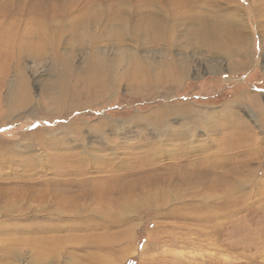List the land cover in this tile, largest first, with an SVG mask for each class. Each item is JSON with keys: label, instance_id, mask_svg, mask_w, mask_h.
<instances>
[{"label": "rangeland", "instance_id": "374dc122", "mask_svg": "<svg viewBox=\"0 0 264 264\" xmlns=\"http://www.w3.org/2000/svg\"><path fill=\"white\" fill-rule=\"evenodd\" d=\"M255 2L0 0V11L28 8L33 15L50 6L70 15L52 20L60 60L52 43L45 53L18 61L4 58L8 51L0 49V264H264V16ZM74 15L80 22L71 20ZM136 19L144 30L135 31ZM126 20L131 31L121 36L116 29ZM202 21L224 32L243 27L241 53L199 43L190 32ZM158 26L175 33L161 39ZM131 51L150 62L153 81L167 59L185 73L170 83L140 74L137 83ZM119 54H125L122 62ZM21 78L27 103L16 96ZM246 128L252 142L242 139L234 148L233 134ZM157 147L183 149L185 164L176 157L158 159ZM218 149L228 159L200 183L234 165L243 169L233 180L237 186L216 199L205 198L208 190L200 187V197L180 201L173 194L166 205H144L140 187L119 201L115 189L148 168L190 170L191 160L194 166L201 162L200 170L208 166L202 159ZM147 154L157 162L150 164ZM206 212L209 218H201Z\"/></svg>", "mask_w": 264, "mask_h": 264}, {"label": "bare ground", "instance_id": "6f19581e", "mask_svg": "<svg viewBox=\"0 0 264 264\" xmlns=\"http://www.w3.org/2000/svg\"><path fill=\"white\" fill-rule=\"evenodd\" d=\"M257 1L258 2H255V4H254V10L257 11L258 14L261 17H263L264 16V0H257ZM179 6H180V4L176 8H179ZM232 6L235 7V5H232ZM182 8H184V7H182ZM17 9H18V7H17ZM174 9H175V7H172V9H170V10H174ZM238 9L241 10V8H238ZM62 15L70 16L69 14L65 13L64 11H60V10L57 11V9L54 10L50 6H45L42 11H40L38 13H35L33 15H30V9H28V8L26 10H22L19 13L16 12V11L14 12L12 10L11 11H0V18H2V17L4 18V19H2V21L5 20V19H8L7 20L8 22L6 23V25H4V26H2V28H0V47H1L0 49H5L6 51H8V53L4 54V53H2L3 51L0 50V56L4 54V56H5L4 58H9L10 60L11 59H15V60L18 61V60H20L21 57H23L26 54L40 55V54L45 53L46 49L49 48L47 45H49V43H52L54 45L53 49L56 52V59L60 60L62 58V56H61V54L59 53V50H58L59 49V45L55 42V39H56L57 35L53 34V31H55V28L52 26V20H56V18H59ZM260 16H259V18H260ZM80 18L81 17L74 15V17L71 20H74L77 23V22H80ZM107 18H109V19H105V22L111 23L112 22L111 17L107 15ZM128 20H126V21H124L122 23L123 27H119V28L116 29L117 32L121 33L120 34L121 36H124V34L127 33V29L129 31H131V27L127 28L126 22ZM136 20H138V21H137V23H136V25L134 27L135 31L138 32L141 29L144 30L143 21L141 22L140 19H136ZM192 20H194V19H192ZM2 21L0 22V25L3 24ZM204 22L202 21L203 25H198L197 24L196 27L192 30V32H190V33L195 35V37H196V39H197V41L199 43L204 44V45L207 44V45H209V47L216 48L217 50H226V51L228 50L227 53L229 55H233V54H238L239 53L240 50L238 48V45L240 43L238 44V42L241 41L243 43V41L245 40L243 38V36L241 35V33L244 34L243 31L245 29L243 27H241L240 25H238V27L236 25H233L232 27L234 28V31L226 29V31L224 32V30H223L224 27L223 26H220V25L217 26L216 24L207 25ZM153 23H154L153 19H151V17L149 16V18H148V26L151 28ZM263 23L264 22H262V24ZM104 24L105 23H103V25ZM110 25H111V29L115 27L114 24H110ZM125 25H126V27H124ZM76 27H79V25L78 24H74V28H76ZM258 29H260V28H258ZM155 30H158L157 37H160L161 39L166 38V40H167V37H165L164 34H166L168 32L175 33L174 32V28L173 29L169 28L168 31L164 32L162 29H159V26H158ZM58 37H59V39L61 38L60 36H58ZM76 37H78V36L76 35ZM111 38H112V36H111ZM122 40H124V39H122ZM124 55L119 54L116 57V58H119L118 59L119 62H122L124 60ZM94 56H95L94 57V61L95 62H98V64L100 62H102L101 61L102 58L100 57L99 53H95ZM128 57L131 60L137 59L136 60L137 61V67L134 69L136 81H137V79L139 80L140 74H143V75H145V77L148 78L147 81H149V82H151V81L152 82H156V83L162 82V81H166L167 83L168 82L169 83L170 82H177V81L181 80V78L183 77V75L185 73V72H183L181 70L183 65L181 67V66H179V64L171 61L170 59H167L166 62L169 65L165 68V70L161 69L162 71H160L157 74L156 79L153 81L151 79L152 78L151 76H154V75L150 74V72H149L150 69L146 65V63L148 65L150 64V62H148V60H146V59L139 60L138 56H135V51H131L130 54L128 55ZM125 59H127V58H125ZM143 61H145V62H143ZM154 74H156V73H154ZM92 76H94V75H92ZM102 76H104V75L102 74ZM96 78L97 77H95L92 82H96L97 81ZM103 78H101V79H103ZM137 83H138V81H137ZM26 85L27 84H25V80L23 78H21V80H19L17 82L15 87H16V96H17V98L22 100V102H26L27 103V101H29L30 98H29L28 90L25 89ZM64 90H65V88H64ZM62 97H64V96H62ZM244 97H245L244 93H241L239 95V98H244ZM0 99H1V97H0ZM55 100H57V99H55ZM17 101H18V99H17ZM149 115H151V114H149ZM157 116H158V118H160L159 115H157ZM262 116H264V112H262ZM212 117L213 116H210V117H207L206 119H211ZM204 119L202 121L203 123L206 121V119L205 120ZM157 121H160V120H157ZM158 123L159 122H157L156 124H158ZM227 124H230V126H231V121L228 120ZM239 130H237L238 132H236V134H233L232 145L236 149L240 148V146L242 145L240 143V142H242V139H246L247 142H250V141L252 142V140H250L252 137L249 135V133H250L249 129H247V128L244 129L245 132H240ZM246 134H248L249 136H246ZM227 141H228V139H227ZM227 141H226V143H227ZM212 143H214V142H212ZM155 145H157V144L153 143L151 146H149L150 148L149 147H147V148H149V150L152 151V153H153L156 150V146ZM250 145H252V144L250 143L249 146ZM157 149H158V151L160 153V156L158 158L160 160L164 159L165 157L166 158L171 157L173 159L172 162H174V159H176V158L177 159H181V156L179 155L180 153H182L183 155H186V154H184L183 149L178 148V147L167 148V149H163L162 147H157ZM220 150L221 149H218L216 152L207 154L204 158L202 157L203 158L202 159V163L205 164V162H207L208 166L205 164L206 166L204 165L203 168H201L200 170L198 168V164H201V162L200 163L199 162L196 163V161H195V163H196L195 165H197V166H194L193 165V161L190 160L188 162L186 159H185L187 161L186 164L192 166V169H190V170H188V168H186L187 166L181 167V169H184V170L179 169L180 167L178 169H175V168H173L174 167V163L166 165V167H168L170 170H171V168H173L172 173L159 172L157 168H155L154 173L152 171L148 172L149 171V168H148L145 173H141L140 174L139 178H136L135 180H132V181H128L126 184L121 185L120 187L115 189L116 192H120V194H122L121 198L119 197V201L120 200L127 201L128 199H130V197L133 194H135L137 192V188H140V187H141V189H140L141 191L140 192H142V194H143V196L141 197L140 200L142 201V203L144 205H147V204H150V203H155V202L157 204L166 205L168 203L169 196L173 195V194L180 201H184V200L186 201V199H188V197H190V198L200 197L202 195H200V196L196 195L195 196V194L197 192H200V187H203L204 189L208 190V191H206L207 196H205V198L206 197L207 198L213 197V199H216L217 196H219L221 193H223L222 191L228 192L230 190L229 187L237 186L236 184L233 183V180H235L238 177L239 172H241L242 169H243V168H241V165L240 166H235L233 164L234 165L233 168H231V165H229L231 170L227 169V172L225 174L223 173L224 175L222 174V175L217 176V177L213 176L214 179H212L210 181H202L201 183H204V184H203V186H200L201 185L200 180L203 177L204 178L202 180H205V177L208 175L209 170H213L214 168H218V167H219V169H221L220 166L223 165L224 162L228 159V158H226V156ZM146 152H148V151H146ZM247 154L248 153H246V155ZM154 155H155V153H154ZM154 155L153 154L145 155L149 159L148 162L150 164L152 162H154V160H155V162H157V160H158L157 157L154 156ZM248 157L249 156H247V158ZM237 158H238V156H237ZM181 162L185 164V161L182 160V159H181ZM210 164H211V166H213L212 169L211 168L209 169ZM196 170H199V171H196ZM233 172H234V174H232ZM231 183L233 185H231ZM245 184H247V183H245ZM124 189H126V190H124ZM188 189H189V191H188ZM200 194H203V193H200ZM217 200H219V198ZM131 203H132V201H131ZM216 203H218V202H216ZM211 204L212 203L206 204L205 208H211L210 207ZM216 207H218V206H216ZM218 209H220V208L218 207ZM192 213H193V211H190L189 213H187V216L188 217H192L191 216ZM220 214H222L221 209L217 210L216 212H214L213 215H216L215 217H218V215H220ZM200 215H203V217L200 216L201 218H209V214L207 212L205 214H200Z\"/></svg>", "mask_w": 264, "mask_h": 264}]
</instances>
